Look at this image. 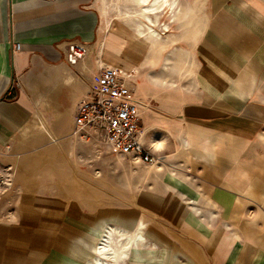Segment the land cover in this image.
<instances>
[{
  "label": "crops",
  "instance_id": "0c3cea01",
  "mask_svg": "<svg viewBox=\"0 0 264 264\" xmlns=\"http://www.w3.org/2000/svg\"><path fill=\"white\" fill-rule=\"evenodd\" d=\"M106 3L0 0V264H87L125 240L110 264H264V0H210L166 56ZM101 66L130 75L159 163L72 136Z\"/></svg>",
  "mask_w": 264,
  "mask_h": 264
},
{
  "label": "built area",
  "instance_id": "2783aa9c",
  "mask_svg": "<svg viewBox=\"0 0 264 264\" xmlns=\"http://www.w3.org/2000/svg\"><path fill=\"white\" fill-rule=\"evenodd\" d=\"M20 46L16 43L13 49L19 50ZM87 54V45L74 41L66 48L65 60L76 66ZM129 79L125 72L101 66L88 94L78 104L72 136L133 164L159 163L160 158H153L141 141L144 106L133 100ZM6 170L12 172L11 168Z\"/></svg>",
  "mask_w": 264,
  "mask_h": 264
},
{
  "label": "rangeland",
  "instance_id": "374dc122",
  "mask_svg": "<svg viewBox=\"0 0 264 264\" xmlns=\"http://www.w3.org/2000/svg\"><path fill=\"white\" fill-rule=\"evenodd\" d=\"M106 2L108 9L112 11V15H115V17H118V6L122 5V13L124 15L125 13L128 15L135 13V16L139 17L140 22L144 23L143 25L146 28L147 26H151L154 34L160 38L158 41L161 46L157 47L156 56H159V54H165L166 56L169 50L171 54L177 55L181 45L179 43V36L183 33L181 29H186L184 31L187 35L191 33L194 36L196 33H199L205 26L208 18V8L210 7V0H168L167 5L162 11L156 15H150L151 19L147 20L140 12L141 6L135 4L133 0H106ZM171 3L175 5L172 6ZM157 15L158 18L155 17ZM168 38H170V41L168 40L167 43L163 42V40H167ZM164 48L166 51L162 53ZM160 67H162V64H160ZM183 74V76L186 75L185 72ZM12 181V172L0 173V188H6Z\"/></svg>",
  "mask_w": 264,
  "mask_h": 264
},
{
  "label": "bare ground",
  "instance_id": "6f19581e",
  "mask_svg": "<svg viewBox=\"0 0 264 264\" xmlns=\"http://www.w3.org/2000/svg\"><path fill=\"white\" fill-rule=\"evenodd\" d=\"M133 1L135 4L141 6L140 12L147 20H150V15H156L157 13L162 11L168 3V0H133ZM171 4L172 6L175 5L174 3ZM143 24L144 23H139L138 25V33L140 35L143 36L145 32L148 31L152 35L157 36L156 34H154V30L151 28V26H147L146 28ZM128 245H129V241L125 240L122 244L119 245V247L116 246V248L114 247L111 248L109 242L105 241L101 244V246L97 248V258H95V260L88 262L87 264H105V263L110 264L111 261H115V260L117 261L118 257L120 258L124 256L125 249Z\"/></svg>",
  "mask_w": 264,
  "mask_h": 264
}]
</instances>
